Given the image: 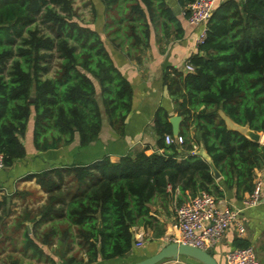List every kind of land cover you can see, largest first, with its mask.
I'll list each match as a JSON object with an SVG mask.
<instances>
[{"label":"trees","instance_id":"trees-1","mask_svg":"<svg viewBox=\"0 0 264 264\" xmlns=\"http://www.w3.org/2000/svg\"><path fill=\"white\" fill-rule=\"evenodd\" d=\"M85 1L92 7L91 21L81 17L75 0H0V152L5 168L26 156L24 138L31 118L39 150L67 146L77 134L83 146L96 142L106 117L117 132L125 131L133 86L92 26L95 0ZM101 1L104 34L132 54L150 46L152 30L158 27L165 36L174 32L175 38L181 37L184 28L175 10L183 8L188 19L187 7L194 0H175L176 6L171 0ZM54 52L58 66L48 76ZM191 61L193 72L172 67L165 72L175 110L183 117L179 134L184 142H166V134L175 135L168 110L159 107L154 118L159 150L73 167L81 188L71 194L65 211L60 209L67 221L59 231L60 242L79 238L86 259L76 255L66 264H90L130 253L136 242L132 227L156 225L149 203L170 185L181 193L207 190L218 197L225 193L221 184L235 187L238 198L244 197L240 191L253 190L256 170L264 167V144L229 129L220 110L264 131V0L217 1L207 38ZM195 145L211 156L223 175L220 182L208 159L192 152ZM36 175L49 190L59 187L61 173L56 170ZM59 198L51 194L45 215L55 211ZM53 234H46L42 242H49ZM250 245L244 238L234 240V248ZM28 247H34L36 255L41 252L34 241Z\"/></svg>","mask_w":264,"mask_h":264},{"label":"crops","instance_id":"crops-1","mask_svg":"<svg viewBox=\"0 0 264 264\" xmlns=\"http://www.w3.org/2000/svg\"><path fill=\"white\" fill-rule=\"evenodd\" d=\"M217 1L221 3L226 0ZM170 2L176 6L175 0ZM89 6L91 13V4ZM95 6L97 16L92 26L101 32L115 65L133 86L132 110L127 118L125 131L123 134L117 132L106 117L96 142L83 146L80 144L77 134L75 140L67 146L39 150L34 143V123L33 118H31L24 138L26 156L17 160L13 166L0 168V239H3L0 243V264H7L12 259L17 258L20 259L21 264H54V262L66 264L65 260L73 257L79 248L84 251L83 256L86 259L84 255L86 249L79 244V238L60 242L61 225L67 224L60 209L65 211L71 194L79 192L81 188L79 186L72 188L76 180V172L73 171V167L90 166L104 157H109L111 161L118 162L126 154L134 155L141 150H146L147 153L159 150L157 146L158 134L154 124L156 111L159 107H165L170 117L179 114L175 110L173 98L165 84V72L172 71L171 67L185 72L186 61L191 60L192 54L198 51L196 38L201 27L191 25L183 8L178 7L175 11L184 28L181 37L175 38L174 32L165 36L158 27L152 30L149 47L128 54L126 50L117 47L111 38L104 34L105 19L103 13L105 8L102 1L95 0ZM79 11L85 21L92 20V16L85 18L84 13L80 9ZM95 82L97 83L96 80ZM97 89L99 93L101 91L99 85ZM222 112L223 110H221V115ZM182 120L183 117L181 122ZM193 134L194 132L191 130V135ZM260 143L264 144V131ZM195 149L196 151L193 150V153H202L203 157H207L204 154L207 152L205 149L197 145H195ZM44 170H56L57 173H61V177H57L59 187L49 190L42 183H39L36 174ZM256 173L264 178V167L258 168ZM67 178H70V188L65 185ZM222 178L223 175L216 179L220 182ZM221 187L225 190L224 195L220 197L224 204L242 207L243 197H237L235 187L226 188L224 184H221ZM248 193L247 191H240L241 196H246ZM51 194L61 195L62 198H59L60 201L56 204L55 211L45 215L43 209L48 205ZM191 196L193 194L189 191L181 193L179 187L173 188L171 185L167 187L165 194H156L149 203V208L151 217L157 223L146 227L134 225L144 232L145 242L142 246H137L135 243L133 250L127 255L134 256L138 248L144 249L143 253L155 252L165 245L166 243L162 238L177 231V207ZM241 216L246 224L245 234L240 236L237 230L232 227L221 241L212 247L213 255L221 264H225L227 253L234 248V240L240 237L250 241L259 260L264 264V201L253 207L242 208ZM50 222H59V228L54 226L50 230H46L48 226L46 224ZM49 232H54L50 237L51 240L42 242V238H45ZM135 238L137 237L135 236ZM32 241L41 247V252L37 255L34 247H28V243ZM49 245L51 249L53 247L59 249L56 253H51L46 248ZM63 246H65L66 251L64 254L60 251ZM46 254H50V257L45 260ZM141 254L139 252L138 256ZM56 255H59V260L56 259ZM118 258L121 259L122 257L114 259ZM114 259H102L90 264H104L106 261H113ZM158 264L204 263L190 256H180L179 258L163 260Z\"/></svg>","mask_w":264,"mask_h":264},{"label":"built area","instance_id":"built-area-1","mask_svg":"<svg viewBox=\"0 0 264 264\" xmlns=\"http://www.w3.org/2000/svg\"><path fill=\"white\" fill-rule=\"evenodd\" d=\"M217 0H194L188 4V21L194 26H200L196 44L199 47L207 38L208 22L213 14ZM185 72H193L196 66L187 60ZM167 143L184 142L182 135L166 134ZM196 151L194 147V152ZM4 167V154L0 152V168ZM264 201V178L257 174L254 188L242 199V207H232L224 204L215 194L201 190L188 198L176 209V233L165 235L164 242H178L190 244L205 250L216 246L226 232L234 227L240 236L246 232V224L241 216L242 208H249ZM136 245L144 244L145 234L137 226L133 227ZM229 264H263L253 246L234 248L227 253Z\"/></svg>","mask_w":264,"mask_h":264},{"label":"water","instance_id":"water-1","mask_svg":"<svg viewBox=\"0 0 264 264\" xmlns=\"http://www.w3.org/2000/svg\"><path fill=\"white\" fill-rule=\"evenodd\" d=\"M221 116L225 120L226 125L229 129L238 130L249 139L253 141L261 142L263 131L253 129L249 126V124L243 125L236 122L224 111L222 112ZM181 119L182 116L180 114L178 115L176 114L170 117L173 134L175 136H177L180 133ZM204 154L207 155V157L206 156L205 157L210 162L216 178H220L222 174L213 163L211 156L207 152H205ZM135 243L136 242L134 241L133 245H135ZM180 256H190L200 260L204 264H221L218 261V259L209 250H205L190 244L178 243V242H168L165 245H163L159 250L148 255L147 257H144L136 261H132L131 263H127V264H158L164 259L179 258ZM225 264H229L228 261Z\"/></svg>","mask_w":264,"mask_h":264},{"label":"rangeland","instance_id":"rangeland-1","mask_svg":"<svg viewBox=\"0 0 264 264\" xmlns=\"http://www.w3.org/2000/svg\"><path fill=\"white\" fill-rule=\"evenodd\" d=\"M87 3H89V2H87V1H85V0H75V3H73L74 5H76L75 7H77V10H81L83 13H84V17L86 18V17H91L92 16V11H91V13H90V6H89V4H87ZM80 12V11H79ZM81 13V12H80ZM81 15H82V13H81ZM41 27L42 28H45V25L44 24H42L41 23ZM9 63H10V61H9ZM9 63H8V65H9ZM49 65H50V72L47 74L48 76L50 75H53L54 74V72H55V69L57 68V66H58V58H57V55H56V52H54L53 53V55H52V57L49 59ZM8 68H9V66H6V70H8ZM69 179L70 178H67L66 179V181H65V185H68L69 186V184H70V182H69ZM76 180H75V182H74V185L72 186V188L74 187V186H77V184H76ZM71 186H69V188H70ZM54 224V225H53ZM46 225H48L47 227H46V230H50L52 227H56V228H59V222L58 223H56V222H50V223H48V224H46ZM66 224H62L61 225V227H64ZM80 241V240H79ZM165 243H168V242H165ZM46 248H47V250H49L51 253H56L57 252V250L59 249V248H56V247H53V249H51V246L49 245L48 247L46 246ZM79 250H80V248L76 251V253H75V255L74 256H76V257H83V250L81 249L80 250V252H79ZM138 250H140V251H138ZM137 252L135 253V255L134 256H126V257H122L121 259L120 258H118V259H114L113 261H106L104 264H119V263H121V264H127V263H131L132 261H136V260H139V259H142V258H144V257H147L148 255H150V254H152V253H154V252H144L143 253V251H144V249H137L136 250ZM157 251V250H156ZM155 251V252H156ZM209 251H211V252H213V250L212 249H210ZM139 252H141L142 254L140 255V256H138V254H139ZM54 256V255H53ZM57 257H56V259H58L59 260V255H56ZM73 256V255H72ZM48 257H50V254H46V256H45V260H46V258H48ZM77 260V259H76ZM76 264H81L82 262L81 261H76L75 262Z\"/></svg>","mask_w":264,"mask_h":264}]
</instances>
